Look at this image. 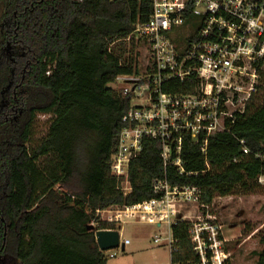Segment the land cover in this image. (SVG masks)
<instances>
[{
  "label": "trees",
  "instance_id": "1",
  "mask_svg": "<svg viewBox=\"0 0 264 264\" xmlns=\"http://www.w3.org/2000/svg\"><path fill=\"white\" fill-rule=\"evenodd\" d=\"M152 11L149 0H0V259L107 264L96 232L118 228L98 213L161 198L155 180L199 188L205 206L264 189L263 88L233 128L210 138L206 155L184 137L183 174L165 166L160 142L145 139L130 164L132 191L120 190L111 162L129 102L111 86L135 72L134 41L130 50L124 41ZM38 115L51 117L49 129L29 148ZM191 228L172 226V264H201ZM259 243L256 264H264V231Z\"/></svg>",
  "mask_w": 264,
  "mask_h": 264
},
{
  "label": "built area",
  "instance_id": "2",
  "mask_svg": "<svg viewBox=\"0 0 264 264\" xmlns=\"http://www.w3.org/2000/svg\"><path fill=\"white\" fill-rule=\"evenodd\" d=\"M149 1L153 5L149 20L138 22L126 39L146 46L148 60L112 84L129 102L111 162L112 176L120 181L129 182L130 164L142 152L145 139L160 142L165 166H175L183 174L184 137L206 155L210 138L233 128L264 88V0ZM173 82L188 84L193 92L165 91ZM153 187L161 198L124 207L127 217L172 227L179 204L201 200L197 187H171L167 180H155ZM210 227L191 228L195 252L201 264H227L219 233Z\"/></svg>",
  "mask_w": 264,
  "mask_h": 264
},
{
  "label": "rangeland",
  "instance_id": "3",
  "mask_svg": "<svg viewBox=\"0 0 264 264\" xmlns=\"http://www.w3.org/2000/svg\"><path fill=\"white\" fill-rule=\"evenodd\" d=\"M132 41H134L135 46L134 58H137L134 64L136 69L141 64L147 62L148 53L146 46L137 44L136 40ZM132 41H124L128 49ZM117 42L120 43L121 41ZM128 55L130 54L128 53ZM253 100L254 98L250 104H252ZM50 120L51 117L48 115H38L32 141L28 144L29 148H33L46 136ZM258 157L260 158V156ZM259 184L264 187V176L259 179ZM119 187L125 195L130 194L132 191L127 178L121 181ZM177 209L179 212L175 223L178 221L191 222L192 228H196L197 230L204 225H208L211 226V232L215 234L219 233L218 236L222 238V243L219 244V248L226 253L228 258L227 264L257 263L256 254L262 249L259 238L264 231V189L252 195L216 197L210 206H205L200 200L195 204H179ZM123 210L124 207H111L98 213L100 219L106 222H108L110 217L116 215L123 216L128 220V223L122 225L120 246L106 253L107 255H115L114 259L108 258V261L112 262L115 259L125 258L123 264H153V259L158 257V260L164 263L165 252L169 250L167 243L171 235L169 228L167 226L157 228L147 224H138L134 221H138L139 219L127 217L129 215L125 214ZM92 226L96 228L94 223H92ZM211 232L209 233L210 235ZM158 237L164 239L163 243L158 245V254H153L151 251L141 252L137 255L131 254L132 248L128 245L125 252H123L122 244L124 240L131 242L133 249H146L147 247L157 248L154 240ZM0 264L20 263L17 260L7 257L3 260L0 259Z\"/></svg>",
  "mask_w": 264,
  "mask_h": 264
},
{
  "label": "crops",
  "instance_id": "4",
  "mask_svg": "<svg viewBox=\"0 0 264 264\" xmlns=\"http://www.w3.org/2000/svg\"><path fill=\"white\" fill-rule=\"evenodd\" d=\"M106 212H108V211H106ZM120 217H122L121 218V220H119V221H116L114 218H115V216H112V217H110L109 219H108V222H110V223H115V225L117 226V228H118V230H117V232L120 234V236H121V231H122V225H124V224H126V223H128V220H126L123 216H120ZM134 222H136V223H138V224H147V225H151V226H155V227H157V228H161L162 226H166V225H155V224H151V223H148V222H144V221H140V220H138V221H134ZM168 228H169V230H170V232H171V235H170V238H168V247H169V250H168V252H165V261H164V263L162 262V261H159L158 260V257L156 258V259H153V264H172V249H171V247H172V241H173V237H172V231H171V228L172 227H169V226H167ZM162 239V238H161ZM125 241H128V240H124V242H123V244H122V246H124V250H123V252H125V250H126V247H127V245L128 246H130L132 249H131V254H140L141 252H150L151 251V253H153V254H158L159 252V246L158 245H160L161 243H163V241H164V239H162L161 240V242L160 243H158V244H156L155 242H154V244H155V246L157 247V248H150V247H147L146 249H133V247H132V243L131 242H129L127 245H125ZM155 241V240H154ZM109 252V251H108ZM104 253H106V252H104ZM115 258V257H114ZM114 258H112V259H114ZM124 259L125 258H121V259H115L114 261H112V262H109L108 261V263L107 264H123V261H124Z\"/></svg>",
  "mask_w": 264,
  "mask_h": 264
},
{
  "label": "water",
  "instance_id": "5",
  "mask_svg": "<svg viewBox=\"0 0 264 264\" xmlns=\"http://www.w3.org/2000/svg\"><path fill=\"white\" fill-rule=\"evenodd\" d=\"M110 88V87H109ZM89 231H94V226H89ZM96 241L102 252L117 249L120 246V234L112 230H100L96 232ZM124 250V246H122Z\"/></svg>",
  "mask_w": 264,
  "mask_h": 264
}]
</instances>
